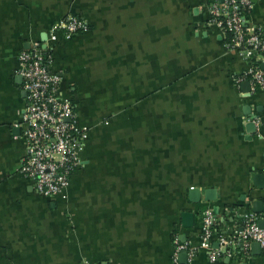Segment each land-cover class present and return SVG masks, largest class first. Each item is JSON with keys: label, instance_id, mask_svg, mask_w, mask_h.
Returning a JSON list of instances; mask_svg holds the SVG:
<instances>
[{"label": "crops", "instance_id": "1", "mask_svg": "<svg viewBox=\"0 0 264 264\" xmlns=\"http://www.w3.org/2000/svg\"><path fill=\"white\" fill-rule=\"evenodd\" d=\"M252 3L250 22L264 28V0ZM69 15L89 31L52 39ZM33 41L50 47L61 92L90 130L67 201L40 196L19 171L18 55ZM247 67L202 0H0V264H173L175 237L199 245L208 208L220 231L256 202L264 220V90L236 85ZM193 187L218 198L193 203ZM243 263L264 264V252L212 263L200 251L193 262Z\"/></svg>", "mask_w": 264, "mask_h": 264}, {"label": "built area", "instance_id": "2", "mask_svg": "<svg viewBox=\"0 0 264 264\" xmlns=\"http://www.w3.org/2000/svg\"><path fill=\"white\" fill-rule=\"evenodd\" d=\"M207 24L216 28L224 38L225 48L247 64V70L235 77L237 86L250 82L253 90H264V28L250 22L252 0H202ZM89 31L81 18L69 15L53 27L50 37L57 33L66 39ZM17 74L22 77L26 103L20 127L23 129L25 154L19 171L33 184L40 196L49 200H68L73 174L83 166L82 154L90 130L79 122L73 102L61 92L62 76L53 71V56L48 45L33 41L30 48L18 55ZM258 126L259 120H253ZM234 229L219 230V219L212 208L205 210L199 245L181 242L175 237L173 264H182L181 253L187 254L185 264H193L200 251L208 252L209 261L240 263L253 243L264 252V228L253 212H243ZM218 233V248L214 236ZM90 264V263H87Z\"/></svg>", "mask_w": 264, "mask_h": 264}, {"label": "water", "instance_id": "3", "mask_svg": "<svg viewBox=\"0 0 264 264\" xmlns=\"http://www.w3.org/2000/svg\"><path fill=\"white\" fill-rule=\"evenodd\" d=\"M18 80H21L22 81V77L19 76ZM242 86L245 87L246 93H248L250 91V83L248 81L244 82L242 84ZM25 95H27L26 92H25ZM247 109H248V114H249V108H247ZM246 129H247V133L248 134L249 133L250 134L251 133H254L256 131V125H255V123L254 122H248L246 124ZM255 180H257V183H258L257 185H259L260 187H263L264 186V175L257 176ZM189 195H190V199H191V201L193 203H201V201H202L203 198L207 202L216 201L217 198H218L217 197V190H215V189H206V190L203 191L201 188H196V187H193L192 189H190ZM260 205H261V203H258V202H256L254 204L253 211L255 213H262L263 212L262 208L261 209L258 208ZM215 211H216L215 213H218V209L217 208H216ZM191 218H192V215L191 214H188V213H185L184 214V219L186 221H191ZM260 226L262 228H264V220H262L260 222ZM252 251H253V254L254 255H258V256H261L262 253H263V251H262L259 243H253V245H252ZM186 259H187V254L186 253H182L180 255V261H181V263L182 264H185L186 261H187ZM225 262L229 263L230 261L226 259ZM243 264H246V263H243Z\"/></svg>", "mask_w": 264, "mask_h": 264}, {"label": "flooded vegetation", "instance_id": "4", "mask_svg": "<svg viewBox=\"0 0 264 264\" xmlns=\"http://www.w3.org/2000/svg\"><path fill=\"white\" fill-rule=\"evenodd\" d=\"M51 201H58V200H51ZM61 201V200H60Z\"/></svg>", "mask_w": 264, "mask_h": 264}]
</instances>
